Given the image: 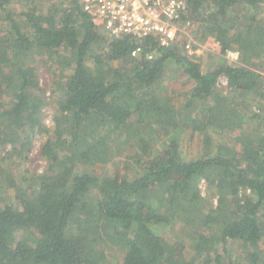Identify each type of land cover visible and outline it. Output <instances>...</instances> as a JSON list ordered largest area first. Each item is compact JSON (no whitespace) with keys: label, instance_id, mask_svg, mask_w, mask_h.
Listing matches in <instances>:
<instances>
[{"label":"trees","instance_id":"obj_1","mask_svg":"<svg viewBox=\"0 0 264 264\" xmlns=\"http://www.w3.org/2000/svg\"><path fill=\"white\" fill-rule=\"evenodd\" d=\"M18 1L0 0V264H99L113 248L124 251L116 264H264V114H248L244 101L264 98V0H186L180 27L198 23L205 49L240 55L241 66L206 72L155 38L132 56L136 40L110 38L76 0H48L46 11L24 0L15 12ZM34 56L61 76L51 131ZM169 63L187 77L179 89L163 80ZM221 76L230 94L219 98ZM209 130L232 134L234 144L213 153ZM184 131L202 135V157H182ZM37 135L46 137L45 169L16 170ZM116 140L138 151L131 179L96 170ZM201 180L217 196L214 208L199 204ZM175 222L192 229L188 243L152 230ZM230 241L243 249L238 261Z\"/></svg>","mask_w":264,"mask_h":264},{"label":"rangeland","instance_id":"obj_2","mask_svg":"<svg viewBox=\"0 0 264 264\" xmlns=\"http://www.w3.org/2000/svg\"><path fill=\"white\" fill-rule=\"evenodd\" d=\"M35 2L43 11H46L47 5L49 3L48 0H36ZM55 2L59 3L58 0ZM24 4V0H19L16 4H14L12 8L15 12H19L23 8ZM237 25L240 26L241 24L239 23ZM198 27L199 24L193 22L190 24V27H184V32L187 31V33H189L188 36L191 37L194 47V59L200 62L201 70L203 72L212 70L222 63L228 64L233 67L241 66L240 55L236 50H230L224 56H220L215 52H210L209 50L205 49V47L202 46V44L199 42L200 40L197 31ZM185 41V37L181 36L179 42L183 43ZM180 44L178 45V47L181 51L182 46H180ZM236 53L237 56L235 55ZM30 60L37 70L40 88L44 92V97L47 101V104L42 109V123L47 129L51 131L53 128V117L57 109L55 98L52 96V94L56 91L58 83L61 80L60 73L58 72V65H52V67H48V65L44 64V60L38 56H34V58ZM87 64L89 66H92L90 60H88ZM113 65L116 67L118 66V63H114ZM261 73L263 74L264 78V73ZM163 75L164 82L169 83L172 81L173 88L176 89H179L180 84L186 82L187 79L182 70L178 69L172 63H169L167 65ZM214 94L219 98L226 97L230 94V89L228 88L227 80L224 76L218 78ZM244 101L245 106H247L248 108V114H250L249 111H255L257 113L264 114V98H262L261 96L250 95L247 96ZM203 109L204 107H199L198 111H201ZM252 126L253 125L250 126L249 124H246L248 130L253 128ZM209 132L213 141V153L217 146L230 147L234 144V138L232 134L216 130H209ZM154 137L155 135H152V138ZM45 138L46 137H43L42 135H37L34 138L30 151L25 153V160L22 159L16 162V170H27L30 174L43 172L46 163L39 156V150ZM179 145L181 155L185 160L198 159L202 157L204 153L202 135L200 133H196L192 136L189 132L184 131L179 138ZM110 146L111 156L109 157V160L105 165L98 166V168L96 169L97 172L103 173L104 176H113L115 174H119L129 179L133 178L135 176L136 168L133 165V162L129 160V157L138 153L136 147H134V145L132 147V145H129V143H126L123 140H116L115 142L111 143ZM2 154L4 155V153L1 152V155ZM17 176H19L18 173ZM199 189L201 193V199L199 202L200 206L204 207V209L206 210L214 208L216 206L217 200V196L214 194V192H210L207 190L206 183L203 180L199 182ZM152 230L168 242L184 241L185 243H188L190 230L192 231L191 228H187L182 222H175L169 226H153ZM21 234L19 236H21ZM240 246L241 245L239 242L230 241L228 243L229 252L233 257V260L235 261H238L243 257L244 252ZM108 253L110 254V258L99 264H116L124 256V251L119 248H113L109 250ZM191 254L192 253L190 249H187L186 255L188 258L191 257Z\"/></svg>","mask_w":264,"mask_h":264},{"label":"built area","instance_id":"obj_3","mask_svg":"<svg viewBox=\"0 0 264 264\" xmlns=\"http://www.w3.org/2000/svg\"><path fill=\"white\" fill-rule=\"evenodd\" d=\"M80 7L100 19L110 38L130 36L139 45L132 56L137 57L142 48L140 43L155 38L159 45L182 46L188 55H194L193 42L189 33L184 32L187 23L180 27L178 19L187 12L186 0H76ZM185 42H179L180 37ZM237 56V53L235 54ZM154 52H148L151 60ZM237 58V57H236Z\"/></svg>","mask_w":264,"mask_h":264}]
</instances>
